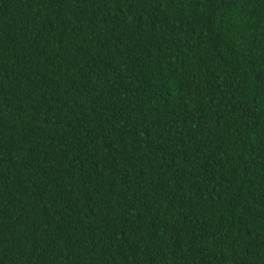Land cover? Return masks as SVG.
<instances>
[{
	"label": "trees",
	"instance_id": "trees-1",
	"mask_svg": "<svg viewBox=\"0 0 264 264\" xmlns=\"http://www.w3.org/2000/svg\"><path fill=\"white\" fill-rule=\"evenodd\" d=\"M0 264H264V0H0Z\"/></svg>",
	"mask_w": 264,
	"mask_h": 264
}]
</instances>
